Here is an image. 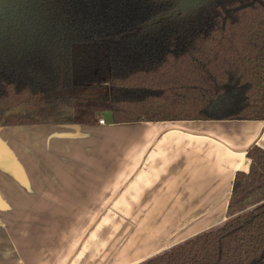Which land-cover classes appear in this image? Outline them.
I'll list each match as a JSON object with an SVG mask.
<instances>
[{"label":"trees","instance_id":"trees-1","mask_svg":"<svg viewBox=\"0 0 264 264\" xmlns=\"http://www.w3.org/2000/svg\"><path fill=\"white\" fill-rule=\"evenodd\" d=\"M100 119L264 121V0H0V127ZM247 157L225 223L139 264H264V148Z\"/></svg>","mask_w":264,"mask_h":264},{"label":"crops","instance_id":"crops-1","mask_svg":"<svg viewBox=\"0 0 264 264\" xmlns=\"http://www.w3.org/2000/svg\"><path fill=\"white\" fill-rule=\"evenodd\" d=\"M264 121L0 127V264H139L228 220Z\"/></svg>","mask_w":264,"mask_h":264},{"label":"rangeland","instance_id":"rangeland-1","mask_svg":"<svg viewBox=\"0 0 264 264\" xmlns=\"http://www.w3.org/2000/svg\"><path fill=\"white\" fill-rule=\"evenodd\" d=\"M231 98H232V94L225 95L216 104L225 103L227 100H230Z\"/></svg>","mask_w":264,"mask_h":264},{"label":"water","instance_id":"water-1","mask_svg":"<svg viewBox=\"0 0 264 264\" xmlns=\"http://www.w3.org/2000/svg\"><path fill=\"white\" fill-rule=\"evenodd\" d=\"M167 16H169V15L168 14H163V15L159 16L155 21L159 22L160 20L166 18Z\"/></svg>","mask_w":264,"mask_h":264},{"label":"built area","instance_id":"built-area-1","mask_svg":"<svg viewBox=\"0 0 264 264\" xmlns=\"http://www.w3.org/2000/svg\"><path fill=\"white\" fill-rule=\"evenodd\" d=\"M99 123H100V124H105L106 122H105L104 119H100V120H99Z\"/></svg>","mask_w":264,"mask_h":264}]
</instances>
